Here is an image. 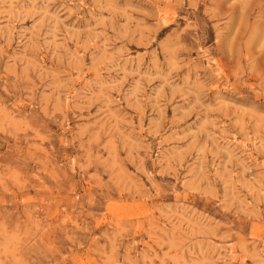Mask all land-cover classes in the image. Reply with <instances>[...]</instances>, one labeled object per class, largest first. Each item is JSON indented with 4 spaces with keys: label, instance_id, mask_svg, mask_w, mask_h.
Here are the masks:
<instances>
[{
    "label": "rangeland",
    "instance_id": "374dc122",
    "mask_svg": "<svg viewBox=\"0 0 264 264\" xmlns=\"http://www.w3.org/2000/svg\"><path fill=\"white\" fill-rule=\"evenodd\" d=\"M0 264H264V0H0Z\"/></svg>",
    "mask_w": 264,
    "mask_h": 264
}]
</instances>
